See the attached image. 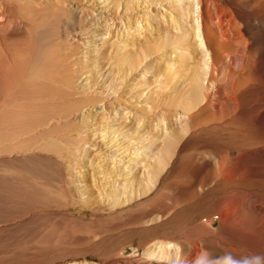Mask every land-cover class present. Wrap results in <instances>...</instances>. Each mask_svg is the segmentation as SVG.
I'll use <instances>...</instances> for the list:
<instances>
[{"label":"bare ground","instance_id":"1","mask_svg":"<svg viewBox=\"0 0 264 264\" xmlns=\"http://www.w3.org/2000/svg\"><path fill=\"white\" fill-rule=\"evenodd\" d=\"M88 1L0 0V190L4 199L18 200L20 170L33 176L24 187L34 186L40 192L57 179L48 181V170L55 171L60 187L72 173L80 152L75 150L84 138L77 113L97 101L81 97L79 80L84 73L95 75L100 60L106 59L111 60L114 76L121 78L146 55L172 45L181 52L173 67L168 63L164 70H157L163 79L156 99L178 106L186 121L163 135L143 177L126 172L111 187L109 212L123 217L120 225L146 233L143 248H177L172 262L159 264H264V0L195 1L196 28L205 52L203 64L193 66H189L194 49L188 38L192 33L184 22L183 0H175L179 24L174 29L179 31L174 36L164 28L163 36V31L153 40L144 36L138 49L132 42L134 52L127 48L129 44L116 47L109 56L102 49L99 57H89L83 64L82 49L92 39L96 18L86 6ZM111 2L116 5L118 0ZM89 3L92 6L94 1ZM181 73L187 74L182 75L187 84L178 90L175 79ZM151 139L149 147L156 144V138ZM193 147L203 152L196 169L182 164L183 153ZM30 195L20 200L33 208L44 207L43 196ZM142 203L146 205L141 209H132ZM54 253L45 257L63 259ZM77 256L73 264L88 263ZM132 261L116 258L111 263Z\"/></svg>","mask_w":264,"mask_h":264},{"label":"rangeland","instance_id":"2","mask_svg":"<svg viewBox=\"0 0 264 264\" xmlns=\"http://www.w3.org/2000/svg\"><path fill=\"white\" fill-rule=\"evenodd\" d=\"M91 1L89 0L86 6L94 11L93 14L96 18L91 27V31H93L92 41L87 42L83 47L84 49H82L83 64L87 63L89 57H99L102 49L109 56L115 53L116 47L121 48L124 44L131 45L132 42H136L135 45L139 46V43L142 40L144 41V36L149 40H153L164 28V31H170L169 33H172L173 36L179 31L176 28L174 29L175 25L179 24V17L173 9L177 6L175 0H118L116 5L111 2L112 0H93L94 6L89 3ZM195 1L197 2V0H183L182 2L185 9L184 22L192 33L188 38L193 43L194 49V55L192 56L191 53L190 56L189 66H193L194 63L203 64V53L205 52L202 36L196 28L197 7ZM100 15H102V18H100ZM164 31L160 33L161 36L165 35L166 32ZM129 45L127 48L134 52L136 47ZM172 48V45H167L146 55L136 68L127 69L121 78L114 76L115 72L113 73L114 69L112 71L111 60L108 62L106 59L100 60L95 75L84 73L81 76L79 80L82 85L81 97L84 99L95 97L97 101L82 108L77 113L83 121L82 135L84 136L80 146L77 147V151L75 150L76 153L80 151L76 154L77 165L74 163L72 173L66 176V179L63 178L66 182L64 181L62 187L56 181L58 176L57 174L54 176V170H48L46 172L48 175L45 176L46 179L51 178L50 180L57 178L52 181L55 187L51 184L46 191L42 190L41 192L34 186L24 187L25 184H28V181L30 182V179L32 180L33 176L25 173V170H20L18 171L20 174H17L16 179L18 182L16 184L18 200H11L8 197L4 199L5 195L0 190V196L2 197H0V264H40L44 259L42 264H57V262L58 264L60 262L61 264H69V262L73 264L79 253L80 256L78 255L77 258L85 257L87 264H112L111 261L116 258H131L133 259L131 264H146L144 260L147 258L153 260V262L147 264H159L160 261L170 263V261H173L177 251L175 246V248L173 245L168 246L169 248H162L158 245L159 248L157 245H153L143 248L142 244L146 240V233L132 231L130 225H120L123 217H120V219L110 213L109 204L107 203L110 200L111 187L117 186L118 182L122 180L121 177L127 173L129 175H139L140 178L143 177L147 172L145 166L153 164L154 157L162 145L163 135L179 128L186 121V115L182 113L178 106L167 105L158 102L156 99L163 79L162 74L158 75L157 70H164L168 63L173 67L178 60L177 54L181 52L177 47ZM184 74L181 73L176 76L177 83H175V87L178 90L184 89L187 84L186 79L182 76ZM150 137L156 138V144H153L156 148L153 145L149 147L152 140ZM202 154L203 152L200 149L189 148L183 153L182 164L185 163L190 169H196L202 160L201 158H203ZM207 156L209 155H205V157ZM209 157L208 159H210ZM0 182V188L2 189L1 177ZM27 191L31 192V195ZM132 192L133 190H131V195ZM29 195L38 198L43 196L42 199L45 200V202L42 201L45 203L44 207L33 208V204L20 200L23 196L27 198ZM47 196L48 198H46ZM6 199L8 201L10 199V203ZM2 200L7 203H2ZM23 203L27 210L25 207L23 208ZM145 205L146 203H142L132 209H141ZM5 210L10 212H5ZM16 213L20 215L18 216ZM14 215L15 218H13ZM114 219L116 222L112 221ZM36 240L38 243H36ZM64 240L68 241L64 242ZM101 240H103V243ZM76 243L78 245L75 246ZM99 243H101V246H99ZM52 244L56 245L53 246ZM95 245L96 248H94ZM90 248L92 249L90 250ZM45 250L48 253H45ZM145 250L146 252H144ZM42 251L43 253H41ZM52 251H55V253ZM71 251L78 254H75V257L74 255L71 256ZM52 253L61 256L64 260L57 259V257L54 260V255H47L48 257L53 256L49 259L45 257L46 254L50 255ZM61 253L67 256L64 258ZM39 254H42L43 260ZM36 255L40 256L41 259ZM38 259L42 261H36ZM50 259L54 261L51 260L52 263H48L47 261H50Z\"/></svg>","mask_w":264,"mask_h":264}]
</instances>
